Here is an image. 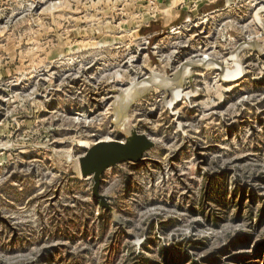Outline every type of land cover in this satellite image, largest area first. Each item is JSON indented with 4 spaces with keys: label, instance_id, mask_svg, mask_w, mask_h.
I'll return each instance as SVG.
<instances>
[{
    "label": "rangeland",
    "instance_id": "1",
    "mask_svg": "<svg viewBox=\"0 0 264 264\" xmlns=\"http://www.w3.org/2000/svg\"><path fill=\"white\" fill-rule=\"evenodd\" d=\"M0 264H264V0H0Z\"/></svg>",
    "mask_w": 264,
    "mask_h": 264
},
{
    "label": "water",
    "instance_id": "2",
    "mask_svg": "<svg viewBox=\"0 0 264 264\" xmlns=\"http://www.w3.org/2000/svg\"><path fill=\"white\" fill-rule=\"evenodd\" d=\"M152 145L147 136L133 132L125 141L100 140L85 150L79 158L80 172L83 177L92 178V193L99 199L100 206H107L106 198L97 193L105 170L123 162H139Z\"/></svg>",
    "mask_w": 264,
    "mask_h": 264
},
{
    "label": "bare ground",
    "instance_id": "3",
    "mask_svg": "<svg viewBox=\"0 0 264 264\" xmlns=\"http://www.w3.org/2000/svg\"><path fill=\"white\" fill-rule=\"evenodd\" d=\"M179 92H180V91H179ZM178 96H179V95L177 94V96H176L174 99H177ZM125 105H126V104H125ZM78 145L81 146V147H89V143H88L87 141H85V140L80 141V142L78 143ZM106 172H108V171L106 170Z\"/></svg>",
    "mask_w": 264,
    "mask_h": 264
}]
</instances>
